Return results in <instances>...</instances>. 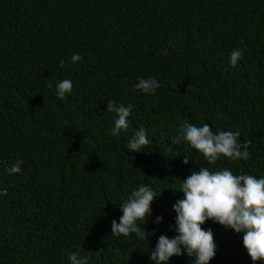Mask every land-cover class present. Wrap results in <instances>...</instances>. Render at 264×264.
<instances>
[{
    "label": "trees",
    "instance_id": "trees-1",
    "mask_svg": "<svg viewBox=\"0 0 264 264\" xmlns=\"http://www.w3.org/2000/svg\"><path fill=\"white\" fill-rule=\"evenodd\" d=\"M236 48L243 59L232 67ZM74 53L82 60L61 69ZM137 77L161 87L133 92ZM63 79L73 91L61 100ZM109 100L134 106L118 137ZM184 123L239 132L251 157L209 165L171 143ZM140 127L151 144L130 153ZM17 160L21 173L9 174ZM200 167L264 175V0H0V264H69L70 252L88 264H155L158 236L175 235L172 205L183 194L173 191ZM141 184L161 193L141 225L148 241L112 236L119 205ZM201 227L217 245L209 264H264L251 260L243 233Z\"/></svg>",
    "mask_w": 264,
    "mask_h": 264
},
{
    "label": "clouds",
    "instance_id": "clouds-1",
    "mask_svg": "<svg viewBox=\"0 0 264 264\" xmlns=\"http://www.w3.org/2000/svg\"><path fill=\"white\" fill-rule=\"evenodd\" d=\"M242 59L243 50L233 49L229 65L237 67L238 61ZM81 60V55L74 53L70 61L61 60L59 67L63 69L66 64L75 65ZM160 87L155 77H137L133 92L155 95ZM55 88V95L63 100L72 94L73 83L70 79H63L56 83ZM106 104L105 112L113 114L111 135L118 137L121 133H127L134 106L114 100ZM147 137L145 128L140 127L129 137L125 148L130 153H143V149L151 144ZM238 137L239 132L213 131L208 123L200 126L184 123L180 125L171 143H186L202 154L209 165H215L224 158L236 162L247 161L251 157L248 145L241 143ZM188 161L184 159L185 164ZM22 164V160H17L7 169L8 173H21ZM180 180L178 190L173 192L182 193L183 198L177 199L172 205L176 215L174 225L169 229L175 235L171 238L163 234L158 236L155 247L149 251L151 261L167 264L171 257L187 254L195 257L193 264H209L217 252L212 229L201 227L209 220L236 234L243 233L242 244L251 260L264 261V175L257 178L246 172L234 173L228 167L218 170L200 167L198 171H191L189 176ZM3 194L0 192V195ZM160 194L149 184H141L132 190L119 205L122 212L119 222L115 219L111 222V235L127 237L136 234L148 241V232L141 225L151 216L150 205L154 197ZM162 220V216H157L155 223L159 224ZM67 259L69 264H88V257L80 256L78 252H70Z\"/></svg>",
    "mask_w": 264,
    "mask_h": 264
}]
</instances>
